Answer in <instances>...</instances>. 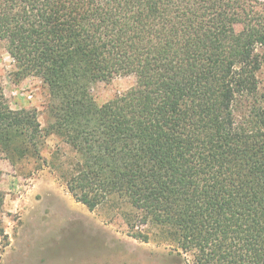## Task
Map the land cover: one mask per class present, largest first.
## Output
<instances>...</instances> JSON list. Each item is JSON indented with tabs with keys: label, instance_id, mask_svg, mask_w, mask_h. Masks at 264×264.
I'll list each match as a JSON object with an SVG mask.
<instances>
[{
	"label": "trees",
	"instance_id": "1",
	"mask_svg": "<svg viewBox=\"0 0 264 264\" xmlns=\"http://www.w3.org/2000/svg\"><path fill=\"white\" fill-rule=\"evenodd\" d=\"M0 42L53 102L45 128L0 82V155L40 158L58 134L90 210L130 205L186 264H264V0H0ZM118 74L135 85L99 104Z\"/></svg>",
	"mask_w": 264,
	"mask_h": 264
},
{
	"label": "rangeland",
	"instance_id": "2",
	"mask_svg": "<svg viewBox=\"0 0 264 264\" xmlns=\"http://www.w3.org/2000/svg\"><path fill=\"white\" fill-rule=\"evenodd\" d=\"M15 73V63L0 42V82L11 106L35 109L46 128L53 121L47 86L40 75L18 79ZM258 78L264 88V64ZM135 83L134 75L118 74L110 81L95 82L91 93L103 104ZM71 154V146L53 133L47 136L40 158L13 164L8 154L0 155L8 235V240L0 239V264H186L185 255L143 222L137 209L107 203L92 211L78 202L55 168Z\"/></svg>",
	"mask_w": 264,
	"mask_h": 264
}]
</instances>
